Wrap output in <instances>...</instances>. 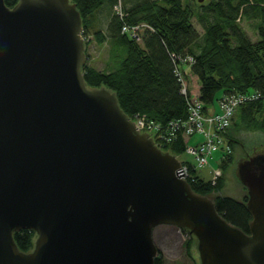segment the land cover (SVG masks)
Returning <instances> with one entry per match:
<instances>
[{
	"label": "water",
	"instance_id": "water-1",
	"mask_svg": "<svg viewBox=\"0 0 264 264\" xmlns=\"http://www.w3.org/2000/svg\"><path fill=\"white\" fill-rule=\"evenodd\" d=\"M82 26L71 0H0V264H155L160 225L188 230L201 264H264V147L237 162L247 233L115 91L88 85ZM23 229L37 235L27 252Z\"/></svg>",
	"mask_w": 264,
	"mask_h": 264
},
{
	"label": "trees",
	"instance_id": "trees-1",
	"mask_svg": "<svg viewBox=\"0 0 264 264\" xmlns=\"http://www.w3.org/2000/svg\"><path fill=\"white\" fill-rule=\"evenodd\" d=\"M71 1L82 16L86 51L93 41L100 45L109 43L113 57L119 58L118 66L110 70H99L86 62L83 71L88 85H105L115 91L121 108L132 119L146 115L166 125L187 118V98L177 66L188 56L194 58L188 74L197 77L199 97L206 104H213L225 93L264 92V0H206L197 4V9L191 0ZM5 3L12 8L18 0ZM195 18L203 26V33L197 29ZM241 20L255 26L256 41L250 38ZM124 27L128 30L124 31ZM219 92L222 95L217 97ZM240 126L264 132L263 100L238 108L232 128ZM230 135L234 148L240 141L231 128ZM162 148L179 155L184 153L186 142L182 137ZM235 162V152L222 161L223 176L215 185L203 178L189 182L197 193L210 196L222 189L225 174ZM214 201L229 223L250 233L252 214L247 195L241 199L217 195ZM189 235L186 249L191 264H198L191 254L195 238ZM14 236L21 250L33 249L34 231L23 229ZM155 264H165L161 253Z\"/></svg>",
	"mask_w": 264,
	"mask_h": 264
},
{
	"label": "built area",
	"instance_id": "built-area-1",
	"mask_svg": "<svg viewBox=\"0 0 264 264\" xmlns=\"http://www.w3.org/2000/svg\"><path fill=\"white\" fill-rule=\"evenodd\" d=\"M128 28L124 27V31ZM136 33V29L133 31ZM194 63V58L188 56L181 59L177 66V75L182 83V92L186 95L188 104V116L186 119L172 120L166 125L157 122L146 115L137 116L133 120L140 132H147L157 140L159 147L184 138L186 142V152L193 159L191 162L187 159L180 160L184 175L181 178L187 181H196L200 178L197 175L199 169H204L210 162H218L217 168L212 169V177L208 179L213 185L217 184L223 176V168L220 166L224 159H227L232 153L230 128L233 125L238 108L247 102L263 100L264 92L251 91L246 93H225L218 104H206L199 97V91L191 90V80L188 71ZM193 137H198L196 142L191 143ZM182 153V154H184ZM181 230V228H179ZM183 230V229H182Z\"/></svg>",
	"mask_w": 264,
	"mask_h": 264
},
{
	"label": "rangeland",
	"instance_id": "rangeland-1",
	"mask_svg": "<svg viewBox=\"0 0 264 264\" xmlns=\"http://www.w3.org/2000/svg\"><path fill=\"white\" fill-rule=\"evenodd\" d=\"M193 6L197 9V0H191ZM194 23L199 30L200 33L204 32L203 26L200 24V21L195 18ZM248 32V35L253 41L258 39V35L256 33L255 26L246 20H241L240 22ZM86 51V50H85ZM86 57L90 65L94 66L99 70H110L114 68V66H118L119 58L113 57V53L111 51V45L109 43L98 44L93 41L87 48ZM190 74L191 80V90L194 92H198L200 89V82L197 77ZM222 92L217 94V97H220ZM218 104V100H215L213 106ZM231 132L235 135L236 139L240 142L235 144L234 152L236 162L232 164L225 174L224 186L218 192H214L210 195L211 198H215L217 195H228L241 199L243 196L247 194L246 187L236 178V168L237 162L240 158L247 156L248 154H252L254 150L257 148L264 147V132L262 131H251L246 129L243 126L237 127L236 129L232 128ZM198 137H193L191 139V143L196 142ZM179 157L184 160L187 159L191 162H194V159L187 154L179 155ZM218 162L215 160H210L209 164L204 169H199L197 175L204 180H208L212 177L211 170L217 168ZM190 233L185 232L184 230H179L178 227L173 225H160L154 229L153 237L156 246L159 249V254L161 253L165 259V264H191L192 259L188 254L186 249V242L191 238ZM37 237V235H36ZM35 237V240H36ZM194 237V236H193ZM195 238V237H194ZM198 241L195 238L192 243L191 254L192 257L195 258L198 264H201L198 248ZM34 248V247H33Z\"/></svg>",
	"mask_w": 264,
	"mask_h": 264
},
{
	"label": "bare ground",
	"instance_id": "bare-ground-1",
	"mask_svg": "<svg viewBox=\"0 0 264 264\" xmlns=\"http://www.w3.org/2000/svg\"><path fill=\"white\" fill-rule=\"evenodd\" d=\"M231 145H232V142H231ZM232 148H233V145H232ZM233 152H234V148H233Z\"/></svg>",
	"mask_w": 264,
	"mask_h": 264
},
{
	"label": "flooded vegetation",
	"instance_id": "flooded-vegetation-1",
	"mask_svg": "<svg viewBox=\"0 0 264 264\" xmlns=\"http://www.w3.org/2000/svg\"><path fill=\"white\" fill-rule=\"evenodd\" d=\"M158 254H159V252H158Z\"/></svg>",
	"mask_w": 264,
	"mask_h": 264
}]
</instances>
